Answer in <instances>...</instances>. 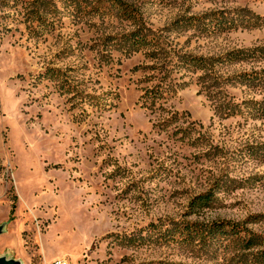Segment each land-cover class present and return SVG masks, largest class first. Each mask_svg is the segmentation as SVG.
Wrapping results in <instances>:
<instances>
[{
  "label": "rangeland",
  "instance_id": "obj_1",
  "mask_svg": "<svg viewBox=\"0 0 264 264\" xmlns=\"http://www.w3.org/2000/svg\"><path fill=\"white\" fill-rule=\"evenodd\" d=\"M0 226L19 264H264V0H0Z\"/></svg>",
  "mask_w": 264,
  "mask_h": 264
},
{
  "label": "water",
  "instance_id": "obj_2",
  "mask_svg": "<svg viewBox=\"0 0 264 264\" xmlns=\"http://www.w3.org/2000/svg\"><path fill=\"white\" fill-rule=\"evenodd\" d=\"M2 232H3V226H0V235L2 234ZM0 264H19V263L14 260H9L5 257L0 256Z\"/></svg>",
  "mask_w": 264,
  "mask_h": 264
},
{
  "label": "built area",
  "instance_id": "obj_3",
  "mask_svg": "<svg viewBox=\"0 0 264 264\" xmlns=\"http://www.w3.org/2000/svg\"><path fill=\"white\" fill-rule=\"evenodd\" d=\"M52 264H63V261L58 260V261L53 262Z\"/></svg>",
  "mask_w": 264,
  "mask_h": 264
},
{
  "label": "trees",
  "instance_id": "obj_4",
  "mask_svg": "<svg viewBox=\"0 0 264 264\" xmlns=\"http://www.w3.org/2000/svg\"><path fill=\"white\" fill-rule=\"evenodd\" d=\"M213 232V231H212ZM216 232V231H215ZM224 233V231H222Z\"/></svg>",
  "mask_w": 264,
  "mask_h": 264
}]
</instances>
